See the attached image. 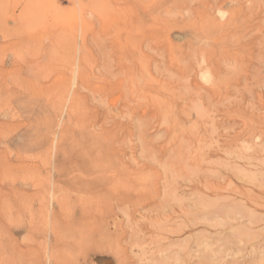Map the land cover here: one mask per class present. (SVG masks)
I'll list each match as a JSON object with an SVG mask.
<instances>
[{
    "label": "rangeland",
    "instance_id": "obj_1",
    "mask_svg": "<svg viewBox=\"0 0 264 264\" xmlns=\"http://www.w3.org/2000/svg\"><path fill=\"white\" fill-rule=\"evenodd\" d=\"M0 264H264V0H0Z\"/></svg>",
    "mask_w": 264,
    "mask_h": 264
}]
</instances>
